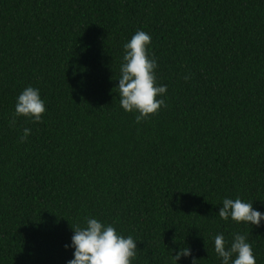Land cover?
Returning a JSON list of instances; mask_svg holds the SVG:
<instances>
[{
    "label": "trees",
    "instance_id": "trees-1",
    "mask_svg": "<svg viewBox=\"0 0 264 264\" xmlns=\"http://www.w3.org/2000/svg\"><path fill=\"white\" fill-rule=\"evenodd\" d=\"M137 30L167 85L140 123L116 89ZM29 86L46 112L10 126ZM237 197L264 213V0H0V264H67L85 217L131 235L133 264H221L219 233L264 264V221L218 215Z\"/></svg>",
    "mask_w": 264,
    "mask_h": 264
},
{
    "label": "clouds",
    "instance_id": "clouds-1",
    "mask_svg": "<svg viewBox=\"0 0 264 264\" xmlns=\"http://www.w3.org/2000/svg\"><path fill=\"white\" fill-rule=\"evenodd\" d=\"M151 40L147 32L137 30L123 45L124 55L116 89L120 107L126 112L138 113L137 123L167 106V85L157 84L158 64L150 54ZM45 112V100L40 90L29 86L17 96L9 124L14 127L20 116L39 123ZM30 134L31 129H23L20 141L25 142ZM222 205L218 213L222 220L231 219L251 226H259L264 221V213L254 209L252 202L239 197L223 198ZM72 229L74 234L65 248L73 250V258L67 264H133L137 258V241L131 235L124 236L112 225L95 217H85L83 226L77 225ZM214 251L221 264H257L252 244L244 234H232L230 244L223 233L217 234L214 237ZM188 257H192L191 249L181 247L171 256V264H179L182 258ZM197 261L192 257L191 264H197Z\"/></svg>",
    "mask_w": 264,
    "mask_h": 264
}]
</instances>
